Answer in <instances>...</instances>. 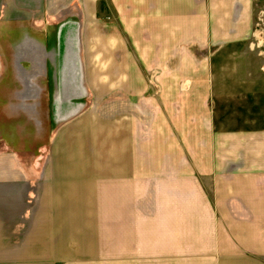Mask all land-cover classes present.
<instances>
[{
	"label": "crops",
	"instance_id": "1",
	"mask_svg": "<svg viewBox=\"0 0 264 264\" xmlns=\"http://www.w3.org/2000/svg\"><path fill=\"white\" fill-rule=\"evenodd\" d=\"M255 5L0 0V140L18 42L76 26L88 96L45 161L0 151V264H264V126L232 110Z\"/></svg>",
	"mask_w": 264,
	"mask_h": 264
},
{
	"label": "rangeland",
	"instance_id": "2",
	"mask_svg": "<svg viewBox=\"0 0 264 264\" xmlns=\"http://www.w3.org/2000/svg\"><path fill=\"white\" fill-rule=\"evenodd\" d=\"M254 16L251 44L249 43L250 45L244 48L243 52L241 51L244 55H249L247 65L250 73L240 75L238 80L241 82L250 80L258 84V87L253 91L239 90L236 98L243 103L240 106H233L232 110L237 109L238 113L245 117H249L250 111L252 115L256 113L261 117L264 126V0H256ZM53 31L55 38L52 35L50 48L45 49L44 42L40 40L28 49V43L24 39L16 43L17 50L13 53L15 60L12 62V58L7 56V71L18 88L12 104L9 105L10 120L6 121L7 134L11 137L0 140V151H16L24 164L45 161L49 136L48 124L50 123L52 128L60 119L87 102L88 96L83 84L79 56V41L76 37L77 27H61L60 38H58L59 27H52V33ZM247 49L250 51L248 52ZM44 61H46L45 67ZM24 251L15 256L19 258L25 256L22 255ZM4 252L3 256L10 255ZM72 259L75 258L68 257L65 264H72ZM95 261L98 260L81 259L79 262L95 264L93 263Z\"/></svg>",
	"mask_w": 264,
	"mask_h": 264
}]
</instances>
